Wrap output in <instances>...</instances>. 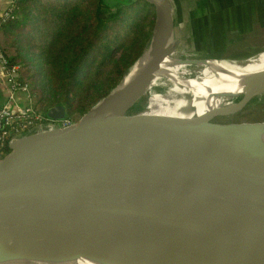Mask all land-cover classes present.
<instances>
[{"label":"water","instance_id":"95a60500","mask_svg":"<svg viewBox=\"0 0 264 264\" xmlns=\"http://www.w3.org/2000/svg\"><path fill=\"white\" fill-rule=\"evenodd\" d=\"M143 1L155 14L149 40L156 35L154 61L100 108L132 65L77 122L20 137L0 159V255L23 256L9 264H172L179 256L203 263L264 264V145L256 138L226 141L205 133L207 127L264 102V72L240 93L220 98L229 106L210 110L201 120L148 113L146 93H132L152 79L183 38L179 32L167 46L171 8L187 13L199 9L202 1ZM188 18L186 14V23ZM262 52L228 59L208 57L211 51L205 55L233 65ZM169 87L152 92L165 95ZM107 116L113 117L96 129ZM45 117L64 121L66 110L52 107ZM202 130L219 147L217 153L129 195L171 167L187 136ZM83 138L81 151L72 156L73 146Z\"/></svg>","mask_w":264,"mask_h":264},{"label":"trees","instance_id":"16d2710c","mask_svg":"<svg viewBox=\"0 0 264 264\" xmlns=\"http://www.w3.org/2000/svg\"><path fill=\"white\" fill-rule=\"evenodd\" d=\"M154 18L143 0H16L0 17V54L36 112L63 106L75 123L137 60Z\"/></svg>","mask_w":264,"mask_h":264},{"label":"bare ground","instance_id":"6f19581e","mask_svg":"<svg viewBox=\"0 0 264 264\" xmlns=\"http://www.w3.org/2000/svg\"><path fill=\"white\" fill-rule=\"evenodd\" d=\"M170 18L172 32L171 36L168 38L167 46H170L173 43L172 39L176 30L183 29L184 27L182 26V13L179 11L178 7L173 6L171 8ZM186 35L183 40L186 38ZM179 51L180 47L175 49V51L164 60L161 67L153 74L152 79L147 81L145 86L133 91L132 97H136L140 92L141 94L146 93L145 106L149 108L147 111L148 113L157 116L160 115L169 119L201 120L208 111L223 106H229L224 104V101L220 98L240 93L242 90L246 89L247 86H250L257 81L256 76L258 74L264 72L262 70L264 69V52L256 55L254 58L243 64L233 63L232 65L227 61L214 59H208L202 62H184ZM156 53L157 37L155 35L147 44L141 56L132 64L121 84L110 93L106 102H102L97 108H100L116 97L132 78L143 72L154 61ZM192 76H195V79H192ZM166 84L171 87H169V90L165 95L152 92L155 87H164ZM217 98L219 101H217ZM141 116H143V114H141ZM112 117L113 116H107L101 119L97 123L96 129L104 127ZM262 131H264V124L255 127L247 125L235 127L222 123L216 126L207 127L205 133L210 137H216L226 141H231L238 137L256 138L255 140L259 144L264 145V134L254 135L255 133L257 134V132ZM202 132L203 130L190 133L186 138L184 147L179 150L174 164L133 189L129 195H133L143 189L156 185V183L163 181L168 177L186 171L191 167L202 163L209 156L217 153L219 147L205 137ZM85 140L86 138H83L73 146L71 150L72 156H75L81 151V147ZM113 250L122 253H124V251H133L130 249ZM107 252L108 254L110 253L109 251ZM142 255L148 257L147 255ZM21 258H23V256L15 257L0 255V264H9L14 260H19ZM89 262H79V264H94ZM20 263L24 264L22 262ZM171 263L226 264L220 262L203 263L184 256L175 257L171 260Z\"/></svg>","mask_w":264,"mask_h":264},{"label":"rangeland","instance_id":"374dc122","mask_svg":"<svg viewBox=\"0 0 264 264\" xmlns=\"http://www.w3.org/2000/svg\"><path fill=\"white\" fill-rule=\"evenodd\" d=\"M105 1L112 6L116 4L119 0ZM218 1L219 2L217 3L210 4L208 8L206 7L207 9L202 15H200L202 10L199 9H195L191 12L186 13L182 9L178 8L179 11L182 13V26L184 27L183 29L176 30L172 40H174L175 37L179 36V32L182 34L183 38L187 34L184 40L182 38L181 40L179 39V41L177 42V48L180 47L179 52L181 54L182 59H184V62H202L204 60H208L206 58L207 55L205 54L209 53L210 51L211 53L208 57L228 59L240 58L256 53L257 51L259 52L261 50H264V23L259 19V21L257 22L258 25L255 24L254 26L253 23L255 21L251 19V14L254 12L253 10L250 12L249 10L253 4L257 5L258 0ZM260 1L264 2V0ZM250 2H252V4ZM252 8L254 9V7ZM254 11L256 12V15H258L262 20L264 11H262L258 7H256ZM186 14L187 16H189L187 23L185 22ZM209 16L213 17L214 19L216 18V20L205 18ZM245 21L247 22V25L244 24ZM153 29L154 26L152 28L149 38L144 44L143 49L148 44L152 36ZM161 89V87H155L153 91H159ZM144 101L145 97L142 98V105H144ZM241 122H264V102L256 104L253 107L246 108L244 111L231 117L226 121V123L223 124L229 125L228 123ZM259 125L261 124L247 126L255 127ZM236 126L240 127L242 125ZM258 134H264V131L257 132V134L255 133L254 135Z\"/></svg>","mask_w":264,"mask_h":264},{"label":"built area","instance_id":"2783aa9c","mask_svg":"<svg viewBox=\"0 0 264 264\" xmlns=\"http://www.w3.org/2000/svg\"><path fill=\"white\" fill-rule=\"evenodd\" d=\"M16 0H10L3 17H12V11ZM1 16V17H2ZM19 67H8L0 54V77L7 87V102L0 106V159L9 145L26 135L37 134L54 127L66 128L73 124L69 120L53 122L47 120L29 105V96L25 86H20L18 78ZM24 95L23 105H19L18 95ZM21 100V98H20Z\"/></svg>","mask_w":264,"mask_h":264},{"label":"crops","instance_id":"0c3cea01","mask_svg":"<svg viewBox=\"0 0 264 264\" xmlns=\"http://www.w3.org/2000/svg\"><path fill=\"white\" fill-rule=\"evenodd\" d=\"M9 2H10V0H0V17H1V16L3 15V13L7 10L8 6H9ZM217 2H219V1L216 0V1H214L213 3H217ZM247 2H248V1H247ZM213 3H212V4H213ZM250 3L252 4V2H250ZM252 7H254V9H255L256 7H258V8H260L262 11H264V2L258 0L257 5H256V4H253ZM252 7H250L249 10H250V12L253 10V12H254V13L251 14V15H252V16H251V19H253V21H255V22L253 23V25H254V26H255V24L258 25L257 22L259 21V19H260V21H263V23H264V15H263L262 20H261V18H260L258 15H256V12L254 11V9H253ZM202 12H203V11H202ZM244 24L247 25V22L245 21ZM245 25H244V26H245ZM7 93H8V91H7V87H6V85L3 83V81L1 80V77H0V106H2L3 104H5V103L7 102ZM20 98H21V100H20ZM18 99H19V101H18L19 105H23V104H24V100H25L24 95L19 94V95H18Z\"/></svg>","mask_w":264,"mask_h":264},{"label":"flooded vegetation","instance_id":"af4514ba","mask_svg":"<svg viewBox=\"0 0 264 264\" xmlns=\"http://www.w3.org/2000/svg\"><path fill=\"white\" fill-rule=\"evenodd\" d=\"M200 2L202 1V4L199 6V9L201 8V7H203V9H200V10H202L203 12H201L200 13V15H202L203 13H204V11L209 7V5H210V3H208L209 2V0H199ZM207 7V8H206ZM203 16H205V15H203ZM191 17H194V16H191ZM211 19V18H210Z\"/></svg>","mask_w":264,"mask_h":264}]
</instances>
